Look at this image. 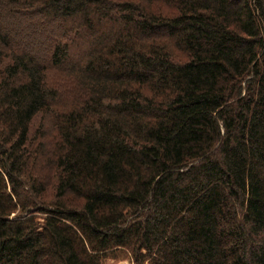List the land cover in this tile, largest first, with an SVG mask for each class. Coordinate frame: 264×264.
I'll return each mask as SVG.
<instances>
[{
    "label": "trees",
    "instance_id": "16d2710c",
    "mask_svg": "<svg viewBox=\"0 0 264 264\" xmlns=\"http://www.w3.org/2000/svg\"><path fill=\"white\" fill-rule=\"evenodd\" d=\"M119 256L264 264V0H0V264Z\"/></svg>",
    "mask_w": 264,
    "mask_h": 264
},
{
    "label": "rangeland",
    "instance_id": "374dc122",
    "mask_svg": "<svg viewBox=\"0 0 264 264\" xmlns=\"http://www.w3.org/2000/svg\"><path fill=\"white\" fill-rule=\"evenodd\" d=\"M65 40H68V36H65ZM69 88V87H68ZM40 175L43 176V173L40 172ZM105 264H133L132 262H130L129 260V256L127 257H122V256H119L117 258H107L105 260Z\"/></svg>",
    "mask_w": 264,
    "mask_h": 264
}]
</instances>
